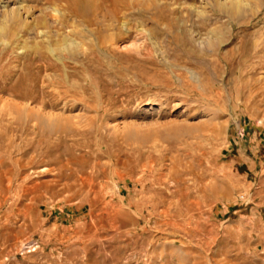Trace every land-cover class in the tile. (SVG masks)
Wrapping results in <instances>:
<instances>
[{"label":"rangeland","instance_id":"obj_1","mask_svg":"<svg viewBox=\"0 0 264 264\" xmlns=\"http://www.w3.org/2000/svg\"><path fill=\"white\" fill-rule=\"evenodd\" d=\"M0 264H264V0H0Z\"/></svg>","mask_w":264,"mask_h":264},{"label":"bare ground","instance_id":"obj_2","mask_svg":"<svg viewBox=\"0 0 264 264\" xmlns=\"http://www.w3.org/2000/svg\"><path fill=\"white\" fill-rule=\"evenodd\" d=\"M44 1V0H43ZM46 1V0H45ZM47 1H56L57 2V0H47ZM21 7H23V5L21 6ZM59 7H61V6H58V4H57V6L55 7H53V10L55 11V15L57 16V17H59L60 15H61V11L62 10H60V8ZM20 8V7H19ZM127 11H129V10H127ZM63 12V11H62ZM20 9H18V10H15L13 13H12V16H13V18H18L19 16H20ZM123 13V12H122ZM122 18L125 20V19H127V15L126 14H122ZM120 17V16H119ZM19 19V18H18ZM124 22H126V20L124 21ZM76 25V24H75ZM85 27H87V26H85Z\"/></svg>","mask_w":264,"mask_h":264}]
</instances>
